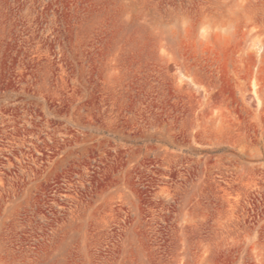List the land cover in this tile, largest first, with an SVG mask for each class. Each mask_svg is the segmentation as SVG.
Returning a JSON list of instances; mask_svg holds the SVG:
<instances>
[{
  "label": "rangeland",
  "instance_id": "obj_1",
  "mask_svg": "<svg viewBox=\"0 0 264 264\" xmlns=\"http://www.w3.org/2000/svg\"><path fill=\"white\" fill-rule=\"evenodd\" d=\"M0 264H264V0H0Z\"/></svg>",
  "mask_w": 264,
  "mask_h": 264
}]
</instances>
